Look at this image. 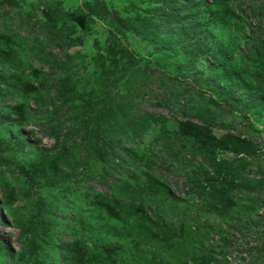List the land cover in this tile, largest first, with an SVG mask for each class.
I'll return each instance as SVG.
<instances>
[{
  "label": "rangeland",
  "instance_id": "1",
  "mask_svg": "<svg viewBox=\"0 0 264 264\" xmlns=\"http://www.w3.org/2000/svg\"><path fill=\"white\" fill-rule=\"evenodd\" d=\"M188 1L0 0V75L18 91L0 100V123H12L0 124V264H201L221 238L218 259L264 264L247 258L264 221V59L235 61L264 0H230L248 27H216L202 42L189 25L173 30ZM234 39L213 74L200 54ZM62 79L78 90L74 106L56 98ZM83 100L130 126L108 138L116 151L104 164L72 122ZM222 161L231 169L212 175ZM145 174L182 203L154 196ZM129 187L141 195H121ZM176 223L202 237L174 247Z\"/></svg>",
  "mask_w": 264,
  "mask_h": 264
},
{
  "label": "trees",
  "instance_id": "2",
  "mask_svg": "<svg viewBox=\"0 0 264 264\" xmlns=\"http://www.w3.org/2000/svg\"><path fill=\"white\" fill-rule=\"evenodd\" d=\"M252 2V0H251ZM230 0H189L184 6L185 11L182 15V17L174 23V29L175 30L179 24L182 26L189 25L191 27V31L193 33L192 37L197 40V42H202L203 38L210 37V31L213 30L216 27L221 28H228L227 33H229L230 30L236 29L239 31L240 27L238 26V23L245 24L246 27H248V24L244 22L240 17H236L234 20L231 16L230 10L232 11V8L230 7ZM251 13L255 15L257 18L259 17L260 23L258 24V29L248 35V38L246 41V47L248 48L247 54L245 56L241 55L236 57L235 61L242 60L247 61V59L255 60L253 58H262L264 59V3H262L260 6H253L251 9ZM232 20V21H231ZM237 20V21H236ZM150 27L154 26L153 22H148ZM180 29L177 30L179 32ZM202 35V36H200ZM232 36V35H229ZM192 41V39L187 40V42ZM239 39H234L226 44H218V50L213 51L212 53H203L200 54L201 57H209L211 59V64L209 65L210 70L213 74L220 73L225 65V63H231L232 55L230 54H224L225 50L234 49L235 45L239 46L240 44ZM196 42V43H197ZM171 51V50H170ZM195 52V51H194ZM166 53V52H165ZM197 55V53H195ZM195 55V56H196ZM218 56V57H216ZM195 58V57H194ZM14 66L18 64V62L14 61L12 63ZM124 70L122 71V75L125 74V65ZM163 69L166 71L169 70V66L164 64ZM165 71V72H166ZM215 79V77H214ZM0 82L5 83L4 87L5 89L0 90V100L3 98L7 99H13L17 98V90L14 88V84L10 83L9 80L6 79V76L4 74L0 75ZM232 88V87H229ZM231 91V90H230ZM78 90L74 87V85L70 84L67 80H58V89L56 91V98L65 104H69L71 106H74V102L76 101ZM18 99V98H17ZM258 104V106L263 105L264 101L261 100V98H258L255 100ZM20 102V99H19ZM97 106V105H96ZM20 107H17L15 112L20 111ZM95 108L93 102H86L85 100L82 101L81 105L78 106L77 110L78 112L73 113L72 116V122L77 123L78 128H80L78 131L82 135L81 138V144L84 145L82 147L83 151L92 150L95 154V160L94 162L96 164H104L107 160H109L113 153L116 151V149L113 147L112 143L108 142V138H111L112 136H120L124 134L125 129H130L129 125H125V127L121 126V123H123V118L120 117H113L109 114L107 116L102 117V113L98 115V111H96L95 114H91V111H93ZM2 123L5 124L7 127L11 128V121H5L2 119ZM13 123H21V119H15L13 120ZM134 126V125H131ZM62 146V145H61ZM59 146V148H61ZM7 147V143L2 144L0 146V150L3 151ZM64 149V148H63ZM204 150V149H203ZM250 150H248L249 152ZM63 151H61L62 153ZM202 152V151H201ZM253 152V151H251ZM65 154H69V151L64 150ZM252 154V153H251ZM60 158V157H59ZM120 167L126 164V161H119ZM81 162H78L80 164ZM77 164V165H78ZM211 169V174L215 175L218 173V168L221 167L223 169H231L232 164L222 161L219 165H209ZM133 177L131 174L128 175L127 180L131 179ZM144 178L146 180V185L148 191H150L154 196L157 198L163 199L168 202V200H171V203L173 205H178L179 203H182V201L178 199H172L169 197V189L162 184L161 182L155 180L152 176L145 174ZM153 185L151 187L150 185ZM150 187V188H149ZM233 187V185H232ZM151 189V190H150ZM124 197H132V196H140L141 193L139 191H134L132 187H129V189H125V191L121 192ZM38 204L41 208L45 207V203L42 199H39ZM46 212L48 213L47 209ZM245 222V221H244ZM261 225V230L258 232V237L262 241H258V247H250L247 248V254L251 261L254 262L255 255L259 254V256H264V237H263V231H264V221ZM176 225V230L174 229V236L172 238L174 247L179 245V248L181 247L182 243L186 240V238H189L190 236H194L195 238H201L202 235L195 232V229L192 231V226H188L187 234H183V224L178 223ZM244 228L249 227V224L246 225V223L243 225ZM183 234V235H182ZM220 240V239H219ZM226 242L224 238H221V243L219 241H214L208 246V252L205 253L200 259L202 262L201 264H227L225 255L219 256L214 252V248L218 246H223ZM219 242V243H218ZM237 241L230 243H225V246L227 248H230L232 245H237ZM247 246V245H246ZM210 248V249H209ZM222 249V248H221ZM255 251H258L256 253ZM159 264H171L165 259H161ZM249 262V261H247ZM173 264V263H172ZM251 264V263H250Z\"/></svg>",
  "mask_w": 264,
  "mask_h": 264
}]
</instances>
